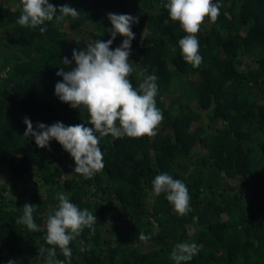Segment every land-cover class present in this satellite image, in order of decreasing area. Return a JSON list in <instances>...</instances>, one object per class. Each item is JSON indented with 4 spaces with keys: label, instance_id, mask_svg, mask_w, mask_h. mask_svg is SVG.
Listing matches in <instances>:
<instances>
[{
    "label": "trees",
    "instance_id": "obj_1",
    "mask_svg": "<svg viewBox=\"0 0 264 264\" xmlns=\"http://www.w3.org/2000/svg\"><path fill=\"white\" fill-rule=\"evenodd\" d=\"M48 2L79 15L21 27L19 0H0V264H47L54 246L45 222L57 193L97 217L94 232L85 228L70 242V264H175L171 251L183 242L202 245L183 264H264V0H213L220 14L200 26L196 68L180 54L185 33L168 17L169 0ZM109 13L138 17L129 79L138 87V73L157 77L164 119L153 137L101 138L104 169L85 179L55 140L49 150L24 136L23 120L34 130L38 122L91 127L85 109L54 94L62 80L55 73L71 68L61 60L72 61L74 49L111 38ZM159 174L187 186L186 215L153 192ZM25 204L35 207L39 231L16 223ZM141 232L150 238L140 240Z\"/></svg>",
    "mask_w": 264,
    "mask_h": 264
},
{
    "label": "clouds",
    "instance_id": "obj_2",
    "mask_svg": "<svg viewBox=\"0 0 264 264\" xmlns=\"http://www.w3.org/2000/svg\"><path fill=\"white\" fill-rule=\"evenodd\" d=\"M21 14L17 23L21 27L36 28L45 21L62 22L66 17L76 18L79 11L68 5L56 7L48 0H19ZM171 21L178 22L185 35L179 40L180 54L184 61L193 68L199 67L202 57L199 55V40L197 34L207 17L215 22L220 14V5L213 0H169L164 6ZM111 23L110 39L94 41L82 50L74 49L72 61L64 57V65H70L69 70L61 67L55 73L62 80L55 84L54 94L59 101L68 104L73 109L83 108L88 113L87 123L65 126L55 122L48 126L33 123L27 117L24 136L33 137L39 148L50 150L49 143L55 140L70 154L75 163L74 172L85 179H91L103 171V152L100 139L112 138H142L156 135L157 128L163 122V113L157 107V86L154 75L138 73V87H134L129 77L134 72L133 63L129 61L131 41L135 38L132 25L138 23V17L129 14H108ZM168 23V20L164 21ZM40 33L47 31L40 27ZM124 37L119 47L110 50V45L116 36ZM74 61V67L72 62ZM153 192L156 195L166 194V200L178 216H184L191 211L190 195L187 186L180 179H174L168 174L156 175L152 180ZM58 206L47 216L45 222L46 243L54 246L47 250V264H70V242L81 236L85 228L95 231L97 217L88 209L81 210L70 202L68 194L57 193ZM35 207L30 204L23 206V214L16 220L17 224L26 226L30 231H39L34 222ZM153 235L155 233H152ZM150 236L143 232L140 240ZM65 260L56 259V249ZM202 245L196 243H177L170 257L175 264L190 261L198 254ZM8 264H14L9 260Z\"/></svg>",
    "mask_w": 264,
    "mask_h": 264
},
{
    "label": "rangeland",
    "instance_id": "obj_3",
    "mask_svg": "<svg viewBox=\"0 0 264 264\" xmlns=\"http://www.w3.org/2000/svg\"><path fill=\"white\" fill-rule=\"evenodd\" d=\"M2 75H4V73H2Z\"/></svg>",
    "mask_w": 264,
    "mask_h": 264
}]
</instances>
